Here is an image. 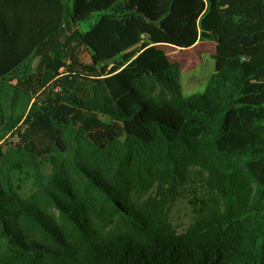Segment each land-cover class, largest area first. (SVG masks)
I'll list each match as a JSON object with an SVG mask.
<instances>
[{
  "label": "trees",
  "instance_id": "trees-1",
  "mask_svg": "<svg viewBox=\"0 0 264 264\" xmlns=\"http://www.w3.org/2000/svg\"><path fill=\"white\" fill-rule=\"evenodd\" d=\"M61 36L91 56L66 75ZM198 40L215 69L184 96L158 45ZM14 81L33 101L9 123ZM0 119V264H264V0H0ZM193 173L209 196L178 232Z\"/></svg>",
  "mask_w": 264,
  "mask_h": 264
},
{
  "label": "rangeland",
  "instance_id": "rangeland-1",
  "mask_svg": "<svg viewBox=\"0 0 264 264\" xmlns=\"http://www.w3.org/2000/svg\"><path fill=\"white\" fill-rule=\"evenodd\" d=\"M101 12L93 13L91 17L86 20L80 21L77 25L79 32H84L95 23ZM63 35V34H62ZM59 38V35L57 36ZM57 38V39H58ZM69 36L68 40L66 36H61L63 42H67L68 48H70L69 57L65 60V66L59 68L61 75L70 74L71 68L81 67L80 63H88L91 61L90 51L79 43L78 41L71 40ZM199 44L195 47L179 48L173 45H166L163 47L164 51L169 54L171 59H175L181 65V90L184 96L200 92L204 90L205 85L214 72L215 60L213 53L215 52V44L211 40H199ZM176 47V48H171ZM41 58L34 59V72L31 75L30 80L27 82V91L25 94H30L34 88L33 80L37 74L39 63ZM33 65V62H32ZM15 81L6 87L1 102L5 109L6 119L9 123H14L17 118L25 116L32 103L31 97L22 95V93L15 92ZM91 81L84 76L77 78L76 87L80 92L85 93L89 90ZM5 128L0 126V134L3 133ZM42 170L45 173L51 171V164L45 159L41 160ZM32 191L31 184L27 183L21 190L24 196H27ZM154 193V191H153ZM207 188L205 186L204 176L199 174H192L187 184H185L180 194L169 204L168 216L173 227L178 231H184L193 221L195 216L194 207L198 198L208 197Z\"/></svg>",
  "mask_w": 264,
  "mask_h": 264
},
{
  "label": "crops",
  "instance_id": "crops-1",
  "mask_svg": "<svg viewBox=\"0 0 264 264\" xmlns=\"http://www.w3.org/2000/svg\"><path fill=\"white\" fill-rule=\"evenodd\" d=\"M199 40L192 46V47H195V46H197L198 44H199ZM158 46H160L161 48H163V47H165L166 46V44H162V45H158ZM171 48H176V47H172L171 46ZM167 54V53H166ZM168 55V57L170 58V56H169V54H167ZM170 60H172V61H175V59H171L170 58ZM33 62V65H32V68H35V66H34V60L32 61Z\"/></svg>",
  "mask_w": 264,
  "mask_h": 264
},
{
  "label": "built area",
  "instance_id": "built-area-1",
  "mask_svg": "<svg viewBox=\"0 0 264 264\" xmlns=\"http://www.w3.org/2000/svg\"><path fill=\"white\" fill-rule=\"evenodd\" d=\"M59 89V87L56 85L54 86V90L57 91Z\"/></svg>",
  "mask_w": 264,
  "mask_h": 264
},
{
  "label": "water",
  "instance_id": "water-1",
  "mask_svg": "<svg viewBox=\"0 0 264 264\" xmlns=\"http://www.w3.org/2000/svg\"><path fill=\"white\" fill-rule=\"evenodd\" d=\"M2 123V119H0V124Z\"/></svg>",
  "mask_w": 264,
  "mask_h": 264
}]
</instances>
